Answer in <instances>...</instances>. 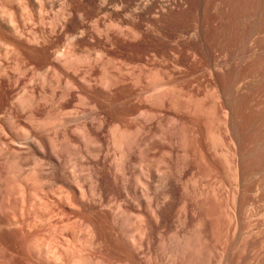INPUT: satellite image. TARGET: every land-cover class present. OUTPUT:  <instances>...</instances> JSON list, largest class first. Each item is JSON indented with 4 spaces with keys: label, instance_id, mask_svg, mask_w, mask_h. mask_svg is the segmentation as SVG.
<instances>
[{
    "label": "bare ground",
    "instance_id": "bare-ground-1",
    "mask_svg": "<svg viewBox=\"0 0 264 264\" xmlns=\"http://www.w3.org/2000/svg\"><path fill=\"white\" fill-rule=\"evenodd\" d=\"M17 1L24 11L27 10L29 12V16L19 24L14 17L15 14L7 13L5 9L0 7L1 49L3 48L6 53L11 52L13 54V52L23 46L20 43L22 39L28 43L31 42L34 44V42L39 43L42 38H46L43 37L40 30L43 32V28L46 27H44V18L46 16L48 17L49 13L52 14L51 22L49 21V23H51L49 32L53 37L55 36L58 39L64 40L63 46L54 50L47 58V64L44 63V65H46V72L44 73L45 70L43 71L42 69L35 70L38 72L34 71L39 80L38 84L43 89L48 85V76L50 74L58 79V81L54 79L57 81L56 86L55 84L54 87L51 85L53 88L50 89L51 92H49V94L48 92L36 94L31 89H24L23 93H20L21 95L15 100L22 110L25 107L24 102L28 103L29 107L32 108L29 117L30 121H33L34 125L37 124L38 126H35L37 130L43 131L46 136L42 134L45 136L43 142H41V140H38L40 142H36V139L34 141L32 135L30 134V136L27 134L28 132L26 133L28 136H25L26 138L28 137V143L30 142L29 144L40 154V157L37 155L39 159H32V162L36 164L37 167H28L30 164L28 163L27 167L29 170L25 169V162L27 159H23L24 162L19 152L18 156L17 154L15 156H9V161L11 163L10 167L14 170L13 173L16 174L17 178L23 182L22 184L27 186L30 185L31 182V188L46 197L47 200L52 201V206H54L51 208L50 212H48L49 210L45 212L46 209H43L44 213L39 210L36 211L37 225L46 230V239H38L40 240L38 244L34 241L36 245L34 244L32 247L30 252L31 255L27 258L26 263L110 264L107 258V252L117 251L118 254L125 255L128 258V264H142L144 261L145 264H157L158 258L160 257H162V259L166 258L168 263L171 261L170 264H222L224 255L219 252L220 250L218 249L217 243H211L209 241L208 219L203 212V206L207 205L211 198L218 200L217 205L219 206V203L222 202H220L218 198L222 196L221 194H225L220 192L222 187L226 186V183L224 180L222 181L221 176V180L219 179L220 181H213L211 179L212 176L208 178V175L204 176L205 174L202 175V173L200 174L197 171L190 172L194 155L197 153L191 150L193 147L190 146V143H193V140L196 138L193 137L194 139L190 141L189 136H187L188 134L190 135V133L187 134V132L191 130L187 131L186 122L184 123L181 121L183 118L178 116L181 114V111L178 110L177 107H174V110L176 111L177 109L180 111L178 115L171 116L166 110L163 111L165 112V114L162 113L163 115L159 112V106L163 108L165 106L164 109H166V104L169 102L171 103L172 97L170 98V94L172 91L173 95L176 93L174 91L177 88V84H175L176 86L170 87L172 85L170 82H167L166 79L161 80L162 78H156L154 74L153 77L157 79V81L154 80V82L156 81L159 83L157 84L155 82L156 84L154 83V86L152 84L153 82L150 81L151 79H149L148 84H152L151 87H155L153 89L154 91L156 89V92L152 91L155 95L149 92L152 94L150 95L140 87L143 86L141 85L143 84L141 83V78H143V76L140 77L138 75V79L133 76L132 78L136 79L132 82L133 89L136 91H133L134 93L132 94L135 96L134 98L144 97L145 102L141 103V105L144 106L139 107L138 105L132 108V123L128 126L123 123L120 118L113 120L111 111L109 110V105L117 106L115 111L119 116L122 115V104H124L123 101L126 99L127 78L124 77L125 75L123 72L120 74L121 71L118 74H115L113 70L110 72L114 74L108 72L109 69L107 68H109L108 65H110V63L107 64L105 61L103 62L104 59L101 58V56H103L102 54L96 57L94 56V51L97 50L98 45L111 44L122 49L127 39H133V41L143 39L150 46L155 45L157 39L166 34L164 31L165 25L170 27L174 26L175 28L181 27V24L190 17L192 9L197 6L199 0H168V2H166L167 0H59L60 2L56 0L59 3V9L57 11H55V5L57 4L55 0ZM161 2H163L162 5H160ZM34 23L38 24L37 27L41 29H39V32L37 31V33L30 36V30H28V28L29 25L32 27L31 24L34 25ZM31 27L29 29H31ZM37 27L35 26V28ZM32 31L33 30H31V32ZM45 32H47V30H45ZM195 32L197 34V31ZM195 32L192 34L195 35L194 38L191 39L192 44L198 47L201 46V37L199 39ZM39 45L40 44H38V46ZM80 46L82 47L81 49H79ZM97 51L101 53V50L98 49ZM16 55L17 54H15V56ZM115 61L117 60L115 59ZM122 62V65L126 64ZM97 64H101L102 72L101 75L96 77L94 68ZM78 65L84 66V71L82 73H80L82 67L80 66V68ZM136 67L137 66H135V68ZM128 68L130 69L129 66ZM131 68L134 67L132 66ZM143 73L144 72H142V74ZM212 73L213 71L211 74ZM22 74L24 75L25 73L22 72ZM149 75L150 74H148V76ZM36 76H34V78H36ZM172 76L170 78H173ZM170 78L169 81L171 80ZM242 84L243 83H241V85ZM27 86L25 87L28 88ZM32 87L34 88V86ZM138 87L141 89H138ZM157 88L159 90H157ZM171 88L173 89L172 91ZM183 89L184 88H182V90ZM215 92L218 94V90ZM216 93L215 97H212V99L217 96L218 99L216 98V100L220 103L222 95H216ZM212 94L214 95V93ZM191 99L190 97L189 101H192ZM209 99L211 98L209 97ZM43 100L46 103L47 101L49 103L52 101L60 105L72 102L77 104V107L74 105L76 109L72 110L74 112L71 113V116L68 115L72 112L71 110L70 112H66L68 114L65 112L61 114V112L58 111L61 114L59 115L57 112L58 107L56 110L57 114L52 113L54 112L53 110L56 109L52 108V111L50 110L51 112H48L47 116L43 119H39L36 117L37 114L35 112L37 107H40L38 105L43 103ZM138 101L140 102V99L137 100V103ZM177 101L178 100L175 102ZM180 102L181 101L177 102V104H182ZM177 104L175 103L174 106ZM134 105H136V101ZM217 105H211L212 109L210 111H213L212 113L220 118V109ZM29 107L27 106V109ZM206 109H208V107ZM187 112L188 111H186V113ZM22 113L24 112L22 111ZM205 113L207 112L205 111ZM213 114L210 115L213 116ZM228 115L229 114L225 115L226 117H223V120L221 116L219 121L216 116H213L214 123L212 125H218H216L215 128L211 127L212 131H210V135H208L209 138L205 143L199 144L197 150L199 149L201 155L203 154L206 160H216L220 158L222 163L224 161V164L227 165L226 167L223 164L227 168V175L225 178L227 177V182L230 187L228 188L229 191L227 187L225 188V190L227 189L228 191V195L225 197L226 200L224 199L226 201V212L222 211L223 213L221 215L224 213L227 214L228 223L226 224L228 225L227 231L230 237L227 238L231 239L233 243L237 229L239 228L236 188H238L239 185L240 172L237 161L238 152L236 151V142L234 141V129ZM212 116L210 117L212 118ZM55 123L57 127H55ZM14 124L13 122V126ZM16 125L17 124H15V126ZM70 126L74 129L71 130ZM52 129H54L55 134L54 140L52 137L50 138V134H48L49 131H53ZM197 130L198 129H196V131ZM208 133L209 132H207V134ZM25 137L23 136V138ZM64 155L68 161L67 159L65 162L63 161L62 157ZM205 158L204 162H206ZM29 160L31 162L30 158ZM207 165L209 167V163ZM210 171L212 172V170ZM214 174L216 173L214 172ZM257 177L258 176H256V178ZM215 180H217V178ZM246 186L249 185L247 184ZM251 186H253L252 183ZM25 188L26 187L23 189L25 190ZM35 193L32 198L36 196ZM256 196L258 197V195ZM37 198L38 200L40 199L39 196ZM224 200L222 199V201ZM223 204L225 203L223 202ZM217 205L215 207H218ZM209 206L210 205H208V207ZM205 207L207 208V206ZM40 208L43 207L41 206ZM248 208L249 207L244 211L245 215H250L251 210L249 212ZM30 214H32V212ZM223 216H225V214ZM262 216L263 214L260 218H262ZM209 217L208 215V218ZM217 217L215 216L214 219ZM25 219L23 220L24 222ZM252 219H254V217ZM246 220L247 222H244L247 224L248 219ZM220 221V218L219 221H215L217 226ZM251 222L252 221H250L248 225H250ZM32 227L34 228V226ZM4 229L2 228V231ZM213 232L215 231L213 230ZM235 245L238 246L237 244ZM164 262L165 261H163V264Z\"/></svg>",
    "mask_w": 264,
    "mask_h": 264
},
{
    "label": "rangeland",
    "instance_id": "rangeland-1",
    "mask_svg": "<svg viewBox=\"0 0 264 264\" xmlns=\"http://www.w3.org/2000/svg\"><path fill=\"white\" fill-rule=\"evenodd\" d=\"M57 1L60 2L59 0H57ZM57 1H56L57 6L55 5L56 9L54 8L55 11H57L59 9L58 8L59 3ZM161 1H163V0H161ZM218 1H219V3H218ZM166 2H168V0ZM162 3L163 2H161L160 5H162ZM0 7L5 9L7 11V13H12L13 15L15 14L14 17L17 19L19 24H20V22H22V20H25L29 16V12L27 10L24 11L21 8V6L17 0H0ZM214 7H215V9H214ZM32 8H33V6H32ZM50 14L51 13H49V15ZM49 15H48V17L46 16L44 18L45 24L44 23L43 24H44V27L46 26L45 28H43L44 30L42 29L44 33L40 30V33L43 34V37L47 38V39L44 38L46 41L42 38L43 41L41 39L39 41V43L34 42V44H33L30 42L31 43L30 44V43L26 42L24 39H22V40H20V43L23 46L20 47L15 52H13V54L11 52L6 53L3 48L2 49L0 48V64H1L0 69H2V70H0V75L3 76V77L0 76V264H27L26 260L31 255L30 252H31L32 247L35 244L34 241H36V244H38V243H40V240H38V239H40V238H41V240L46 239V236H45V234L47 233L46 230L44 228H42L41 226L37 225L38 222L36 221L37 220L36 211L39 210V211L43 212L46 209L45 212H47L48 210H49L48 212H50L51 208L54 207V206H52L53 205L52 201L47 200L46 197H44L43 195H41L37 191H34L35 189L31 188L32 187L31 182H30V185H27V186L25 184H22L23 182L17 178L16 174L13 173L14 170L12 169V167H10L11 163L9 161L10 155L15 156L17 154V156H18V152H19L20 157L22 156V160L27 159L26 162L23 160L26 164L25 169L29 170L28 167H30V166L32 168L34 166L37 167L36 164H34L32 162V159L33 158L39 159L40 154H38L36 152V150L33 148V146H31V144H29L30 142L28 143V139H27L28 137L26 138L25 136H28V135H26V133L28 132L27 134H29V135L31 134L34 141H35V139L37 140L36 142H40L38 140H41V142H43L45 139V136H46V134H44L43 131L37 130V128H36L38 126L37 124L34 125V122L30 121L29 117H30L32 108L29 107L28 103L24 102L25 107L22 110L15 100L18 96H20L23 93L24 89H31L36 94H40V93L43 94L44 92H48V94H49V92H51L50 89L54 87V84H55V86L57 84L58 79L53 77L52 74H50V75L48 74L49 75L48 76V85H46L45 89H43L38 84L39 80L36 76V73H34L35 70H39V69H42L44 71L46 69V65H44V63L47 64V58L50 56V54H52V52L54 50H56L57 48H61L64 44L63 39H58L55 36L53 37V35L49 32L50 31L49 27L51 24V23H49V21L51 22L52 14L50 17H49ZM197 24H198V26H197ZM31 25H32V27L29 25V28L31 27V29L28 28V30H30L29 31L30 36H32L34 33H37V31L39 32V29H41L40 27H37L38 24H36V23H34V25L33 24H31ZM35 26L37 28H35ZM31 30H33L34 32L33 31L31 32ZM45 30H47L48 33L45 32ZM164 31L166 32V34L163 37L161 36V38L159 37L156 41V44L153 46H150L143 39H137L134 41H133V39L132 40L127 39L124 43L125 46L122 49L117 48L116 46L111 45V44H102V45L97 46V50L98 49L101 50V53H98L97 50L94 51L95 57L97 55L102 54L103 56H101V58L104 59L103 62L105 61V63H107V64L110 63V65H108L109 68H107V69H109L108 72L113 70V72H115V74H118L121 71L120 74H122V72H123V74L125 75L124 77L127 78L126 79V81H127L126 97H125L126 99H124V101H123L124 104H122V115L119 116V114L115 111V108L117 106L115 107L114 105H112V106L109 105V110L111 111L112 118H113V120H117L118 118H120V120L123 123H125L129 126L132 123V119H131L132 108L134 106H138V105H139V107L144 106V105H141V103L145 102V98L144 97L134 98L135 96L132 94L136 91L133 89V83L132 82L139 78L138 75L140 77L143 76V78H141V80L143 81V82L141 81V83H143L141 85H143V86H140V87L143 88V91H145V92L147 91V94H150V95H152V94L149 92L154 91L153 89L155 88L154 87L155 84L159 83V82H156L157 81L156 78H159V79L162 78L161 80L166 79L167 82H170L172 84L170 87L176 86L175 84H177V86H176L177 88L174 87L177 90L176 91L174 89L175 90L174 92H176V93H174V95H173V91H172L173 89L171 88L172 93L170 92L171 93L170 98L174 97L173 99L171 98V100H172L171 103L169 102L168 104H166V109H164L165 106H164V108L162 106L161 107L159 106V112L161 113V115H163V114H165V112H163V111L166 110V112L170 113L171 116L178 115L181 113L182 115L180 114L178 116H180V118L181 117L183 118V119H181V121H183L184 123L186 122L185 124H186V127L188 129L187 131L191 130V131L187 132V134L190 133V135H192V136H190L189 134L187 136H189L190 141H192L194 138H196L193 140L194 144L190 143V146L193 147L192 149L190 147V149L192 151H194V153L195 152L198 153V154L195 153V155H194L190 172H192V171L196 172L197 171L200 174L202 173V175L205 174L204 176L208 175L207 176L208 178H210V176H212L211 179L213 181H220L221 177H222V181L224 180L226 183L225 184L226 186H223L224 189L222 187L221 192H220V193H225L226 196H225V194L224 195L221 194L222 196H220L218 198V199H220L219 201L222 203H219V206H218L217 205L218 200L215 199L216 200L215 201L214 198L213 199L211 198L212 201L210 199L208 204L205 205V206H207V208L205 206H203L205 208V209L203 208V212L205 213V215L208 219L209 241L211 243L212 242L217 243V246L219 247L218 249L220 250L219 252H221L222 255H224L223 260H222V264H264V251H263L264 250V205H263V203H264L263 202L264 201V188H263L264 187V0H217V1L216 0H205V1L199 0L197 6H195L192 9V11L190 13V17H188V19L181 24V27L175 28L174 26L170 27V26L165 25ZM195 31H197V34ZM194 32H195L196 36L198 35L199 39L201 37L202 40L200 39V41H201V46L203 48L201 46L196 47L192 44L191 38H194L195 35H192V34H194ZM0 33H1V31H0ZM47 34L49 35V37ZM203 34H204V37H203ZM48 38H49V40H48ZM50 38H51V40H50ZM164 40H166V41H164ZM137 41H139V42H137ZM176 42L178 43V45ZM202 43H204V44H202ZM38 44H40V45L38 46ZM46 44H47V46H46ZM212 44H213V46H212ZM81 48L82 47L80 46L79 49H81ZM79 49H77V50H79ZM132 49H134V50H132ZM19 50L22 52H20ZM225 53H226V55H225ZM8 54H9V56H8ZM15 54H17V55L15 56ZM115 59L118 62L115 61ZM112 61L115 64L117 62V64L115 65ZM121 62L123 64H125V63L126 64L122 65ZM111 63H113V64H111ZM43 65H44V67H43ZM127 65L130 67V69L128 68ZM131 65L134 68H131L132 67ZM110 66H111V68H110ZM118 66H121L122 68L118 67ZM135 66H137V67L135 68ZM81 67L80 68L82 69V71L80 73H82L84 71V68H83L84 66H81ZM141 67H142V71H141ZM101 68H102L101 64H99V65L97 64L95 66V68H94L95 73L94 74L96 77L101 75V72H102ZM133 69H135V70L137 69V70L135 71ZM209 69H211L213 71V73H212L213 76L211 74L212 71ZM163 70H164V73H163ZM29 71H30V73H29ZM79 71H80V69H79ZM130 71H131V73H130ZM22 72L25 74L23 75ZM35 72H38V71H35ZM45 72H46V70L44 71V73ZM113 72H110V73L114 74ZM142 72H144V73L142 74ZM148 74H150V75L148 76ZM154 74L156 75L155 76L156 78L153 77ZM34 76H36V78H34ZM133 76L136 79H133L132 78ZM146 76H147V78H146ZM157 76H159V77H157ZM171 76L173 78H170ZM169 78L171 79L170 81H169ZM17 79H19V80H17ZM54 79H56L57 81H55ZM149 79H151L150 81L153 82V83L149 82V83H152L154 85L153 87H151L152 84L151 85L148 84ZM154 80H156L155 81L156 83L154 82ZM51 81H53V82H51ZM207 83H208V85H207ZM241 83H243V84L241 85ZM27 84H28V86H27ZM51 85H53V87ZM25 86H27L28 88H26ZM32 86H34V88ZM47 88H49V89H47ZM141 88L138 87V89H141ZM182 88H184V89L182 90ZM44 90H46V91H44ZM157 90H159V89L157 88ZM217 90H218V94L222 95L221 96L222 99H220L221 105H220L219 101L216 100L217 96H216V98L212 99V97H215V93H216L215 91H217ZM240 90H242V91H240ZM154 92H156V89ZM212 93H214V95ZM153 94L155 95V93H153ZM178 94H179V96H178ZM218 94L216 93V95H218ZM176 95H177V97H176ZM185 97H186V99H185ZM190 97L192 98L191 99L192 101H189ZM209 97L211 99H209ZM175 98H177V99H175ZM131 99L132 100L135 99V100L132 101ZM138 99H140V102L138 101V103H137ZM176 100H178L177 102L181 101L180 103H182V104L178 103L179 104L178 105L177 102H175ZM14 101H15V104H14ZM135 101H136V105H134ZM42 102H41L42 104L38 105L40 107H37L36 112H35L37 114L36 117L39 119H43L45 116H47L48 112L52 111V108L53 109L56 108L53 110L54 112H52V113L57 114V112L60 111L61 114H64V112L66 113V112H70V110L72 111V110L76 109L75 106L77 105V104L72 103V102L66 103V104L64 103L63 105L54 103L52 101H50V103L47 101L48 104L44 100ZM133 102H134V104H133ZM217 102H218V105H217ZM175 103L178 106L177 105L174 106ZM187 103H188V106H187ZM44 105H45V107H44ZM197 105L199 106V108ZM200 105H201V107H200ZM211 105H217L218 106V108L220 109V114H221V115L220 114L219 115H220V118L222 116V120L224 119L223 117H226L225 115H227V114L230 115V116L228 115V118L230 120V123H232L233 129H234V139H235L234 141L236 142L235 147H236V151L238 152L237 153V161H238L239 172H240V180L238 183L239 184L238 188H236V195H237L236 197L238 200L237 201V209H238L237 213H238L239 228L237 229L236 237H235V240L233 243H232L231 239H229L230 237L228 236V231H227L228 225L226 224V223H228V219H227L228 217L226 216L227 214L224 213L225 216H223L224 214L221 215L224 211L226 212V201H225L226 199H225V197H227L228 191H229L228 188L230 187L228 182H227L228 181L227 177L225 178V176L227 175L226 174L227 165L224 164L225 163L224 161L222 163V160L220 158H218L216 160H210V159L206 160V158L203 156V154L201 155V152L199 151V149L197 150V147L199 146V144L201 145L202 143H205L206 140L209 138L208 135H210V131H212L211 127L215 128V126L218 125V124L212 125L214 123V117L213 116H216L218 118V121L220 119L217 115H214L212 113L213 111H210L212 109ZM27 106L29 107L28 108L29 110L27 109ZM53 106H56V107H53ZM190 106H192V107H190ZM111 107H113V108H111ZM174 107H177L178 110H180L181 112L178 111L177 109L175 111ZM182 107H183V109H182ZM188 107H189V109H188ZM207 107H208V109H206ZM57 108H58V110H57ZM196 108H198V109H196ZM222 108H223V110H222ZM25 109H26V111H25ZM171 109H172V111H171ZM194 109H196V110H194ZM56 110H57V112H56ZM22 111L24 113H22ZM29 111H30V113H29ZM169 111H171V112H169ZM186 111H188V112L186 113ZM203 111H204V114H203ZM205 111L207 113H205ZM60 112H58L59 115H61ZM73 112L74 111L70 112L69 114L68 113H66V114L71 116V113H73ZM193 112H194V114H193ZM227 112H229V113H227ZM23 114H25V115H23ZM188 114H190V115H188ZM210 114H213V116ZM198 115H200V116H198ZM210 116H212L213 120ZM65 117H68V116H65ZM11 118H13V119H11ZM198 119H199V121H198ZM216 119H215V123H216ZM13 122L17 125L15 126V124H14V126H13ZM54 125H56V123ZM72 126H70L71 130L74 129ZM22 127H23V129H22ZM55 127H57V125ZM52 128H53V126H52ZM196 129H198V130L196 131ZM52 130L53 131L52 132L49 131L48 134H50L49 135L50 138L52 137V139H53L55 134H54V129H52ZM207 132H209V133L207 134ZM42 134H44L45 136ZM196 135H198V136H196ZM19 136H20V139H19ZM23 136L25 138H23ZM191 137H192V139H191ZM197 138H198V140H197ZM192 144H193V146H192ZM31 147L33 148V150ZM21 152H23V153H21ZM26 153L28 154V157H27ZM37 155H39V157H37ZM196 156H197V159H196ZM65 157H66L65 155L62 157L64 162L67 159ZM200 157H202V158H200ZM203 157L205 158L206 162H204ZM29 158L31 159V162H30ZM67 161H68V159H67ZM220 161H221L222 165L224 164L226 166L225 167L223 165L225 168L221 165ZM243 162H244V164H243ZM28 163H30L31 165L30 164L28 165ZM208 163H209V167L207 165ZM218 164H220V165H218ZM27 165H28V167H27ZM210 165H211V167H210ZM10 168H11V170H10ZM210 170H212L213 173ZM214 172L216 174H214ZM219 172H221V173H219ZM12 175H14V176H12ZM256 176H258V177L256 178ZM216 178H217V180H215ZM246 183L249 186H246L247 185ZM251 183L253 186H251ZM24 187H26L27 189L25 188V190H24L23 189ZM226 187H227L228 191H227V189L225 190ZM243 189H245V190H243ZM24 192H26V193H24ZM33 192L34 193L36 192L38 195L35 193L36 196H34L32 198V196L34 194ZM249 193H250V195H249ZM256 195H258V197ZM38 196L40 198L39 200L37 198ZM254 196H255V199H254ZM22 199H23V201H22ZM222 199L223 200L225 199V200L222 201ZM43 201H47V202H43ZM245 201H246V203H245ZM33 202H35V203H33ZM223 202L225 204H223ZM34 204H36V205H34ZM208 205H210V206L208 207ZM216 205L218 207H215ZM254 205H256V206H254ZM41 206L43 208H40ZM48 207H50V208H48ZM220 207L222 209H225V210H222ZM247 207H249L248 208L249 212L251 210L250 215L244 214L245 213L244 211H246L245 209H247ZM251 207H253V208H251ZM32 210H34V211H32ZM239 210H240V212H239ZM24 211H25V213H24ZM30 211L32 212V214H30L31 213ZM258 211H259V213H258ZM219 212H221V213H219ZM262 214H263V216H262L263 219L260 218ZM208 215L210 216L209 218H208ZM213 215H215L216 217L218 216V217L216 219H214L215 216H213ZM239 215H240V218H239ZM246 216H247V218H246ZM253 217H254V219H252ZM219 218L221 220L220 221L221 224L218 222V226H217L215 221H217V220L219 221ZM245 218L248 219L247 224L244 222V221L247 222V220ZM24 219H25V222L23 221ZM16 220H17V224H16ZM250 221H252L250 223L251 226L248 225ZM11 223H12V225H11ZM215 225H216V227H215ZM32 226H34V228ZM225 226H226V228H225ZM1 227L3 229L5 228V229L2 231ZM10 227H11V229H10ZM22 227H23V229H22ZM217 228H218V230H217ZM223 228H224V230H223ZM213 230L215 232H213ZM250 230H252V231H250ZM31 231H32V233H31ZM226 232H227V234H226ZM246 235H247V237H246ZM218 237L221 239H219ZM227 237H229V238H227ZM212 238H214V239H212ZM220 243H222V244H220ZM31 244H32V246H31ZM229 244H231V245H229ZM235 244H237L238 246H236ZM223 252H225V253H223ZM15 254H16V257H15ZM107 258L109 259L110 264H128L129 263L128 258L125 255L118 254L117 251L107 252ZM224 258H226V259H224ZM158 259L160 261L158 260L157 264H161V263L163 264V261H165L164 264L167 262L166 258L162 259V257H160ZM144 262H142V264H145ZM170 263H171V261H170ZM170 263H168V264H170Z\"/></svg>",
    "mask_w": 264,
    "mask_h": 264
}]
</instances>
